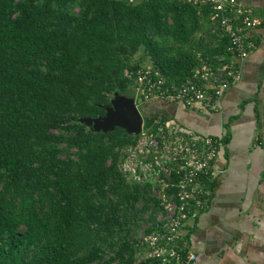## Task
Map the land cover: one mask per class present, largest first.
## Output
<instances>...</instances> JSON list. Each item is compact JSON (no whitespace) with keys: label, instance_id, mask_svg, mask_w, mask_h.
Returning <instances> with one entry per match:
<instances>
[{"label":"trees","instance_id":"obj_1","mask_svg":"<svg viewBox=\"0 0 264 264\" xmlns=\"http://www.w3.org/2000/svg\"><path fill=\"white\" fill-rule=\"evenodd\" d=\"M226 49L180 0H0V264H150L134 235L153 198L119 170L137 135L86 121L142 59L179 84Z\"/></svg>","mask_w":264,"mask_h":264},{"label":"built area","instance_id":"obj_2","mask_svg":"<svg viewBox=\"0 0 264 264\" xmlns=\"http://www.w3.org/2000/svg\"><path fill=\"white\" fill-rule=\"evenodd\" d=\"M140 0H128L135 3ZM210 9V21L227 38L229 58L218 57L217 65L207 58L193 68L181 83L174 84L151 64L127 71L133 80L135 103L153 98L199 105L218 110L224 92L240 79L243 60L254 47L247 32L264 26L250 6L239 0H180ZM219 141L213 135L187 131L177 123L159 117L147 126L144 121L134 144L123 149L119 170L127 181L137 183L152 196L154 206L142 216L140 242L145 248L139 260L150 264H196L197 255L181 245L185 222L206 207V181L223 172L214 168ZM150 213L152 219H150ZM153 227L149 233L146 228Z\"/></svg>","mask_w":264,"mask_h":264},{"label":"crops","instance_id":"obj_3","mask_svg":"<svg viewBox=\"0 0 264 264\" xmlns=\"http://www.w3.org/2000/svg\"><path fill=\"white\" fill-rule=\"evenodd\" d=\"M239 2L264 19V0ZM246 36L254 47L234 60L241 76L218 110L155 98L143 103L145 114L219 141L214 168L223 172L206 181V207L183 227L181 245L196 253V264H264V26Z\"/></svg>","mask_w":264,"mask_h":264},{"label":"water","instance_id":"obj_4","mask_svg":"<svg viewBox=\"0 0 264 264\" xmlns=\"http://www.w3.org/2000/svg\"><path fill=\"white\" fill-rule=\"evenodd\" d=\"M87 124L95 130L108 131L116 126L138 135L140 133L143 115L135 103V89L130 88L125 93H116L111 97V106L106 108L104 116L87 119Z\"/></svg>","mask_w":264,"mask_h":264},{"label":"rangeland","instance_id":"obj_5","mask_svg":"<svg viewBox=\"0 0 264 264\" xmlns=\"http://www.w3.org/2000/svg\"><path fill=\"white\" fill-rule=\"evenodd\" d=\"M140 64H141V65H145V64H147L146 58L142 59ZM137 103H138V104H136L137 109H138L139 112L144 116V115H145V108H144V106H143V103H140L139 101H137ZM146 212H148V211H146ZM146 212H145V213H146ZM142 227H147V222L144 221V222L140 223L139 228L137 229V233L134 235V236H136V238H137L138 240H139L140 235H141V233H142V231H143ZM144 249H145V248L142 246V248H141L140 251L138 252V256H139L140 258H141V256L143 255V251H144Z\"/></svg>","mask_w":264,"mask_h":264}]
</instances>
